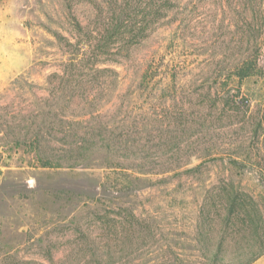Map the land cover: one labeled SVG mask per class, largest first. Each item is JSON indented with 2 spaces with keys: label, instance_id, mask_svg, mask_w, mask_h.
I'll list each match as a JSON object with an SVG mask.
<instances>
[{
  "label": "rangeland",
  "instance_id": "obj_1",
  "mask_svg": "<svg viewBox=\"0 0 264 264\" xmlns=\"http://www.w3.org/2000/svg\"><path fill=\"white\" fill-rule=\"evenodd\" d=\"M190 1L176 0L171 11L160 1L154 12L149 0H133L128 19L126 14L117 18L121 34L116 44L111 41L115 51L131 50L132 55L101 64L117 69L127 83L135 79L136 67L146 71L151 66L162 79L165 66L175 65L177 80L189 82L204 63L194 30L200 17L197 9L187 8ZM92 3L0 0V95L20 77L43 90L50 75L61 73L73 54L86 49L85 33L92 29L94 37L99 35L92 28L100 20ZM139 28H145L144 37L127 36ZM13 96L9 100L17 102ZM142 101L153 110L157 100ZM2 145L0 264H226L261 250L264 232L256 229L249 195L258 201L264 185L249 162L227 169L207 156L167 178L143 179L138 188L123 191L114 186L117 177L101 161L77 169H41L25 148L10 157L5 152L9 147ZM201 163L197 171L190 170ZM228 182L240 188L234 212L227 206ZM221 237L232 248L211 261L202 242L216 248ZM251 264H264V253Z\"/></svg>",
  "mask_w": 264,
  "mask_h": 264
},
{
  "label": "trees",
  "instance_id": "obj_2",
  "mask_svg": "<svg viewBox=\"0 0 264 264\" xmlns=\"http://www.w3.org/2000/svg\"><path fill=\"white\" fill-rule=\"evenodd\" d=\"M132 1L122 0L117 11L118 0H93L100 20L92 28L99 38L91 28L84 32L86 49L73 54L61 73L50 75L43 90L20 77L0 95V142L9 147L5 152L13 157L25 148L41 169L103 163L117 177L114 186L123 191L138 188L143 179L167 178L207 156L227 169L249 162L264 185V0H191L187 8L197 9L200 17L195 40L204 56L194 77L189 82L177 80L175 65L165 66L162 79L151 66L146 71L136 67L135 79L127 83L117 69L101 63L112 58L118 63L119 56L126 54L129 60L132 55L131 50L115 51L111 44L121 34L117 18L126 14L128 19ZM160 1L169 11L176 6V0H149L150 11L156 12ZM109 16L111 22L106 20ZM144 30L130 29L127 36L144 37ZM9 94L17 102L9 100ZM153 98L157 101L150 110L142 99ZM233 182L224 183L231 190L227 203L231 212L240 200V188ZM262 196L257 201L249 195L259 234L264 232ZM263 235L261 250L226 264L255 261L264 253ZM224 241L221 237L216 248L202 242L211 261L232 248Z\"/></svg>",
  "mask_w": 264,
  "mask_h": 264
}]
</instances>
